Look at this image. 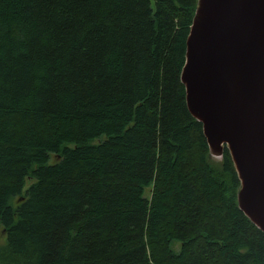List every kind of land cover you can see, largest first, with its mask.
Wrapping results in <instances>:
<instances>
[{"label": "trees", "instance_id": "16d2710c", "mask_svg": "<svg viewBox=\"0 0 264 264\" xmlns=\"http://www.w3.org/2000/svg\"><path fill=\"white\" fill-rule=\"evenodd\" d=\"M197 1L0 0V264H264L186 107Z\"/></svg>", "mask_w": 264, "mask_h": 264}, {"label": "water", "instance_id": "95a60500", "mask_svg": "<svg viewBox=\"0 0 264 264\" xmlns=\"http://www.w3.org/2000/svg\"><path fill=\"white\" fill-rule=\"evenodd\" d=\"M180 78L211 157L229 152L239 209L264 233V0H198Z\"/></svg>", "mask_w": 264, "mask_h": 264}, {"label": "rangeland", "instance_id": "374dc122", "mask_svg": "<svg viewBox=\"0 0 264 264\" xmlns=\"http://www.w3.org/2000/svg\"><path fill=\"white\" fill-rule=\"evenodd\" d=\"M181 79V78H180ZM215 160H217V157H213ZM54 161V158L53 157H51V159H50V161H49V163H52Z\"/></svg>", "mask_w": 264, "mask_h": 264}]
</instances>
